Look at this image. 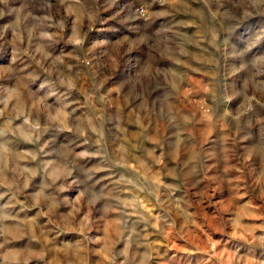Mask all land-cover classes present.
I'll use <instances>...</instances> for the list:
<instances>
[{
	"label": "clouds",
	"instance_id": "clouds-1",
	"mask_svg": "<svg viewBox=\"0 0 264 264\" xmlns=\"http://www.w3.org/2000/svg\"><path fill=\"white\" fill-rule=\"evenodd\" d=\"M183 2L184 0H126L122 4L121 0H105L108 7L121 9L126 34L116 33L120 39L110 63L101 68L97 61L96 71H93L91 61L85 57L90 51L87 46L92 39L94 23L100 18L99 9L93 10L89 15L72 6L79 5L80 0H59L60 4L68 5V15L75 16L72 23L73 35L68 38L72 50L67 56L51 57L50 53L44 52L43 47H38L33 52L29 48H22L21 44L24 31H27L29 37L38 33L40 37L54 41L57 33L49 34L42 29H65L64 18L53 19L55 6L50 2L40 4L39 0H21L19 7H13V0H0V18L8 14L16 16L15 24L10 26L13 45L11 66L5 70L10 74V79L14 78L15 84L10 87L0 85V104L3 105L0 116L7 112L9 117L5 126L0 129V184L8 188L13 201L28 187L30 177L37 174L35 168L23 171L18 167L8 168L10 157L16 156L10 147L12 141L8 139V134L11 133L13 137L16 135L17 130L12 124L18 117H24L23 127L27 129L26 137L29 142H38L46 132L53 137L70 132L83 138V143H91L97 147L95 153L81 152L73 155L76 158L89 155L101 158V164L91 169L87 175L85 183L91 187L86 186L77 198L79 202L87 194L90 197L89 206L95 207L101 217L110 211L122 210L111 207V202L118 206H127L129 202L121 199L115 186L112 190L93 191L100 184L96 179L97 173L113 168L122 169L121 184H130L159 202L160 195L172 191L164 177L170 176L176 180L205 167V157L195 149L190 159L182 158L191 144L190 138L184 135L185 130L198 123L195 112L185 113L176 103L180 98L177 80L183 79V72L179 67L182 61L179 57L186 53L182 45L177 44L180 32L175 31L177 26L171 23L169 17L181 10ZM204 2L209 5L208 14L201 12L198 15L205 28H210L213 33L210 43L214 52L207 61L212 68V80L207 89L210 103L201 107L205 109V118L210 128L222 125L226 133L223 143L230 146L227 151L233 157L239 153V163L242 166L264 176V0ZM38 8H43L46 14L34 15L33 10ZM85 19L90 21L86 28ZM4 39V32L0 31V41ZM7 53L6 44L0 43V54ZM36 53H40L39 69H44L43 61L51 58L67 71H59L55 77L50 72L41 77L38 70L31 67V64L37 63ZM29 58L31 64L28 62ZM66 59L74 60L75 65L66 64ZM20 64H23L22 68L19 67ZM80 65L85 68L81 69ZM85 75L92 80L88 90H82L78 86ZM32 88H36V91H32ZM74 92L83 94V106L78 107L73 103ZM113 96L121 102V108L115 115L111 110ZM126 108H131L127 117L124 115ZM34 110H46L47 122L41 124L38 119H31ZM78 111L81 113L79 116L76 115ZM153 122L157 125L153 142L163 146L158 156L155 155L156 149L151 153L152 161L159 165L157 171L152 170L151 164L134 156L126 127L127 124L138 123L144 133ZM111 137H116L117 141L123 138L126 144L117 143L110 155L105 142ZM144 138L149 137L145 135ZM129 159L134 161L131 165L128 163ZM167 161L173 162L171 167ZM72 164V161H66L63 165V179L72 175ZM235 167L236 165L229 164L224 171ZM6 170L13 173L11 180L4 177ZM56 179L53 175V184ZM38 205L39 201L36 202V206ZM16 221V216L0 209V264H47L45 257L51 241H45L40 251H34L33 241L39 239L35 230L26 227L23 221L18 222L17 227L8 226V222ZM261 233L256 235L255 230H248L243 235L236 234L234 240L238 246L248 244L253 249H264V229H261ZM129 247L126 244L123 252H116L111 245H106L103 251L108 264H116L118 256L123 257L120 264H150L152 253L147 246H144L143 251L138 247L131 253ZM76 259L78 264H89L87 236L77 249ZM51 264H60V260L54 258ZM248 264H264V259H250Z\"/></svg>",
	"mask_w": 264,
	"mask_h": 264
},
{
	"label": "rangeland",
	"instance_id": "rangeland-1",
	"mask_svg": "<svg viewBox=\"0 0 264 264\" xmlns=\"http://www.w3.org/2000/svg\"><path fill=\"white\" fill-rule=\"evenodd\" d=\"M46 2L55 6L54 20L65 19V29H42L49 34L57 33L54 41H48L38 33L29 37L27 31H24L21 47L33 52L36 48L43 47L44 52L50 53L51 57L67 56L72 50L68 38L73 35L72 23L75 16H69L66 11L68 5L60 4L59 0H39L40 4ZM124 2L126 0H121L122 4ZM20 3L21 0H13V7H19ZM72 6L89 15L95 9L100 10V18L94 23L92 39L87 46L90 51L85 59L91 61L93 71H96L97 61L101 68L105 67L110 63L120 39L116 33L126 34L121 9L108 7L105 0H80L79 5ZM208 7L204 0H184L181 10L169 17L171 23L177 26L175 31L180 32L177 44L182 45L186 53L179 57L182 61L179 67L183 72V79L177 80L180 98L176 103L185 113L195 112L198 117V123L185 130L184 135L190 138L191 144L182 158L190 159L195 149L205 157V167L176 180L170 176L164 177L172 191L160 195L159 202L130 184H121L120 175L123 170L113 168L96 174L100 184L93 191L112 190L115 186L121 199L129 203L127 206H118L111 202V207L122 210L110 211L101 217L95 207L89 206L90 197L87 194L83 200H77L86 186L91 187L85 183L87 175L91 169L101 164V158L98 155L82 158L73 155L81 152L95 153L97 147L91 143H83V138L70 132L59 137L46 132L38 142H29L26 137L27 129L23 127L24 117L13 121L12 127L17 132L14 137L9 133L8 139L12 141L10 147L16 156L10 157L8 168L18 167L21 171L35 168L37 174L30 177L28 187L16 197L18 202L13 201L8 188L0 184V194H3L0 195V209L17 217L16 222H8L9 227H17L18 222L23 221L26 227L35 230L39 239L33 241L34 251H40L45 241H51L45 257L47 264H51L54 258L59 259L60 264H78L77 249L85 236L89 244V264H108L103 248L111 245L112 250L123 252L126 244L130 245L129 253L138 247L143 251L144 246H147L152 253L150 264H248L250 259H264V249H253L248 244L238 246L234 240L236 234L243 235L248 230H255L256 235L262 234L264 176L242 166L239 163V153L233 157L227 151L230 146L223 143L226 133L222 125L210 128L205 118V109L201 107L210 103L207 89L212 80V68L207 61L214 49L210 43L213 33L210 28H205L198 13L207 15ZM33 13L37 16L46 14L43 8L34 9ZM15 21V14L0 18V31L5 36L0 43L6 44L8 48L7 55L0 54V85L9 87L15 84L14 78L10 79V74L5 71L11 66L13 45L10 26ZM89 23L85 19V28ZM28 26L31 27V24ZM36 57L37 63L31 64L30 58L28 62L38 70L41 77L47 76L49 72L55 77L59 71H67L51 58L43 61L44 69H39L40 53H36ZM65 63L75 65L76 62L66 59ZM19 67L22 68L23 64ZM80 68L84 69L85 66L80 65ZM91 84V78L85 75L78 86L82 90H88ZM31 90L35 92L36 88ZM73 98L74 104L83 106L82 93L74 92ZM112 99L114 103L111 104V110L115 115L121 108V102L115 96ZM2 107L0 104V108ZM130 111L131 108L124 109V115L127 117ZM80 114L78 111L76 115ZM8 118L7 112L0 116V129L5 126ZM30 118L38 119L44 124L48 120V112L34 110ZM126 127L134 156L151 164L153 171L159 170V165L152 161L151 156L153 149H156L157 156L163 150L162 145L158 146L153 142L156 123L153 122L144 133L138 123L127 124ZM145 135L149 138L145 139ZM117 143L126 144L123 138L120 141L116 137L106 139L105 148L110 155ZM66 161L73 162L72 175L63 179V165ZM133 162V159L128 160L129 165ZM167 163L171 167L173 162ZM229 164L236 167L224 171ZM53 175L57 177L54 184ZM4 177L11 180L13 173L6 170ZM57 249L61 251L57 252ZM121 259L123 257L118 256L116 264H120Z\"/></svg>",
	"mask_w": 264,
	"mask_h": 264
}]
</instances>
